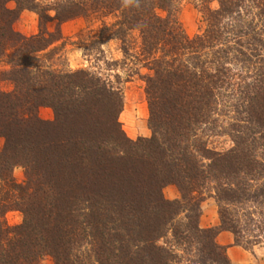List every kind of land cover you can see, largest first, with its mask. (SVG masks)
<instances>
[{"label": "trees", "instance_id": "trees-1", "mask_svg": "<svg viewBox=\"0 0 264 264\" xmlns=\"http://www.w3.org/2000/svg\"><path fill=\"white\" fill-rule=\"evenodd\" d=\"M176 1L60 0L54 7L59 20L115 14L98 36L120 39L124 53L126 34L138 31V58L152 71L143 79L151 135L132 139L117 120L118 88L89 71L43 63L40 51L60 38L42 24L49 16L37 11L35 34L13 28L37 2L0 0L7 67L0 83L11 84L0 88V264H39L43 255L54 264H231L215 243L218 232L230 231L246 248L264 240V0H196L206 26L192 37ZM40 106L53 110L52 121L39 117ZM221 116L232 144L218 151L200 133L222 127ZM17 164L23 182L12 177ZM170 183L179 198L163 196ZM208 190L220 224L203 228ZM11 209L22 220L9 226Z\"/></svg>", "mask_w": 264, "mask_h": 264}, {"label": "rangeland", "instance_id": "rangeland-1", "mask_svg": "<svg viewBox=\"0 0 264 264\" xmlns=\"http://www.w3.org/2000/svg\"><path fill=\"white\" fill-rule=\"evenodd\" d=\"M35 1L39 7L36 10L22 9L12 24L13 28L29 36L39 30L40 18L37 11L41 10L43 15L49 16L42 24L48 31L59 34L60 38L40 51V54H46L47 57H43V63L57 70L83 69L105 79L114 88H118L121 95V109L117 120L121 128L132 139L138 136L149 137L151 130L148 127L149 112L143 79L152 71L138 58L140 44L138 31L132 30L126 34L125 44L128 53H124L120 39L114 37L100 39L98 36L102 24L110 25L116 20L115 14L100 16L91 13L87 16L80 15L59 20L55 17L54 7L60 0ZM7 6L13 8L15 4L9 1ZM210 6L214 8L217 3L213 1ZM175 7L177 19L188 36L192 37L204 30L206 20L196 0H177ZM156 12L161 16L166 15L160 9ZM262 54L264 55V52ZM4 68H7L6 65L0 61V70ZM0 88L8 90L11 84L8 81H2ZM38 115L45 121L54 119L53 110L48 106H40ZM226 120L221 116L217 125L222 124V127L205 129L200 133V137L209 148L221 151L231 146L232 141L225 128ZM2 145L3 139L0 137V149ZM11 174L16 182H23L25 179V170L22 165H15ZM211 192L212 190H208L201 195L198 224L203 228L220 224L217 202ZM162 193L166 199L170 200L180 197L179 188L174 183L166 184L162 188ZM238 213L243 219L245 216L243 211L239 210ZM4 219L9 226H12L21 222L22 214L18 210L11 209L5 212ZM245 233L249 234L248 237L251 239L253 238V231ZM215 243L225 251L231 264H264L263 239L246 248L234 243L233 234L230 231L222 230L216 235ZM39 264H54V262L49 255H43Z\"/></svg>", "mask_w": 264, "mask_h": 264}]
</instances>
